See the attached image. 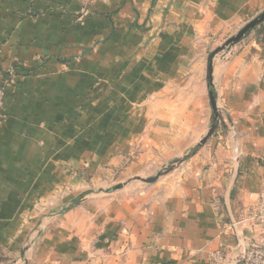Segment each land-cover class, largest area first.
<instances>
[{"label": "crops", "instance_id": "1", "mask_svg": "<svg viewBox=\"0 0 264 264\" xmlns=\"http://www.w3.org/2000/svg\"><path fill=\"white\" fill-rule=\"evenodd\" d=\"M263 10L264 0H0V73L21 77L1 108L0 264H237L259 239L246 211L264 189V23L213 61L221 123L187 162L132 207L68 205L83 186L72 171L134 155L144 173L196 144L210 121L206 44Z\"/></svg>", "mask_w": 264, "mask_h": 264}, {"label": "rangeland", "instance_id": "2", "mask_svg": "<svg viewBox=\"0 0 264 264\" xmlns=\"http://www.w3.org/2000/svg\"><path fill=\"white\" fill-rule=\"evenodd\" d=\"M262 25L263 23L260 26L254 28L247 35V37L244 38L235 47L224 48L222 51H220L217 55L214 56L213 61L215 59L216 60L220 59L224 61L229 60L230 55L228 54V52L235 50L238 47V45L245 42L249 36L252 37V39L257 37L255 30L260 29ZM236 33L227 37L224 41L215 42V41H212V39L209 40V43H207L205 47L206 63H207V58L209 54L213 52L215 49H217L218 47H220L226 40L234 36ZM205 72H206V67H205ZM19 78H21L20 70L16 66H12L7 71L0 73V82L4 83V87H5L4 92H5V89L11 86H14L16 84V81ZM208 107H209V104H208ZM218 125H217V128H218ZM193 146H195V144L188 147L183 153L173 154L167 159H164V158L160 159L157 165L158 166L157 168H153L151 170L147 169L144 171V173H140L141 169L139 168L137 170H134V167H133L134 155H128L126 159H124L123 162L119 166H115V167L107 166L100 170H95L93 172H88V173L82 169L76 170L75 172L72 171V173L75 174L78 183L79 184L82 183L83 186H82V190L77 192L76 198L68 206H72V205H75L82 201L87 200L90 202V205H92V210L98 213L100 212L108 213L110 210H112L113 212V210L116 208H121V209L122 207L127 208L128 205L132 207V205L135 202L139 201L140 193L146 191L147 189H149L151 185H154V183H156L158 180L165 178L167 175L171 174L172 172L177 170L179 167H181L182 164L187 162L197 151L191 157H189L187 160L183 161L182 163H178V160L184 157L185 153L188 152ZM157 173H160V176L152 184H146L139 180H136L137 178H140V179L151 178ZM117 185H124V186L121 189L115 190L108 194L104 192ZM65 210H66V207L65 205H63L61 206L60 209H57V212L63 213Z\"/></svg>", "mask_w": 264, "mask_h": 264}, {"label": "water", "instance_id": "3", "mask_svg": "<svg viewBox=\"0 0 264 264\" xmlns=\"http://www.w3.org/2000/svg\"><path fill=\"white\" fill-rule=\"evenodd\" d=\"M262 23H264V10L259 13L256 17H254L251 21H249L246 25H244L234 36L230 37L228 40H226L220 47L215 49L213 52H211L207 58L206 63V88H207V95H208V104L210 109V121L207 128L206 133L200 138V140L193 146L188 152L185 153L184 157L178 160V163H182L183 161L187 160L189 157H191L198 149H200L202 146L206 144L208 139L213 135L215 132L217 125L221 123V116H220V110L218 109L216 105V97L214 92V87L212 83V68H213V58L215 55H217L220 51H222L224 48H232L235 47L237 44H239L244 38L247 37V35L256 27L260 26ZM236 172H234L233 179L231 180L230 186L233 183L234 177ZM160 176V173H157L151 178L147 179H140L137 178L136 180H139L146 184H152L154 183ZM125 185V184H124ZM124 185H117L111 189H108L104 191L105 193H111L115 190L121 189ZM242 245L239 242V246ZM245 249H243L241 256L239 260L243 257ZM237 261V263L239 262Z\"/></svg>", "mask_w": 264, "mask_h": 264}, {"label": "built area", "instance_id": "4", "mask_svg": "<svg viewBox=\"0 0 264 264\" xmlns=\"http://www.w3.org/2000/svg\"><path fill=\"white\" fill-rule=\"evenodd\" d=\"M4 83L0 82V123L3 120L1 108L4 99ZM246 219L257 234L259 239L248 245L243 257L237 264H264V189L259 193L255 205L246 211Z\"/></svg>", "mask_w": 264, "mask_h": 264}, {"label": "trees", "instance_id": "5", "mask_svg": "<svg viewBox=\"0 0 264 264\" xmlns=\"http://www.w3.org/2000/svg\"><path fill=\"white\" fill-rule=\"evenodd\" d=\"M256 34L259 36L262 34V27L260 29L255 30Z\"/></svg>", "mask_w": 264, "mask_h": 264}]
</instances>
